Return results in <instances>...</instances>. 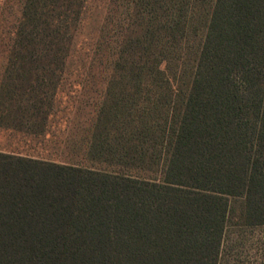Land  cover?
I'll return each mask as SVG.
<instances>
[{
  "label": "trees",
  "instance_id": "1",
  "mask_svg": "<svg viewBox=\"0 0 264 264\" xmlns=\"http://www.w3.org/2000/svg\"><path fill=\"white\" fill-rule=\"evenodd\" d=\"M11 39L0 264H221L264 227V0H25Z\"/></svg>",
  "mask_w": 264,
  "mask_h": 264
},
{
  "label": "rangeland",
  "instance_id": "2",
  "mask_svg": "<svg viewBox=\"0 0 264 264\" xmlns=\"http://www.w3.org/2000/svg\"><path fill=\"white\" fill-rule=\"evenodd\" d=\"M24 1L0 0V90L4 82L10 78L7 70L10 43L21 18ZM74 76L65 86L67 96H63V99L66 100L65 97L87 99L86 91H89L90 85L76 80ZM1 125L0 122V148L18 152L30 150L20 136L12 135L10 131L1 128ZM228 235L221 264H264V227L248 229L232 227Z\"/></svg>",
  "mask_w": 264,
  "mask_h": 264
}]
</instances>
